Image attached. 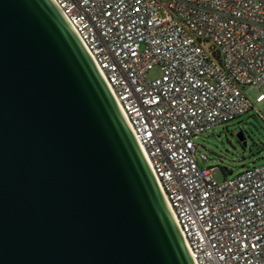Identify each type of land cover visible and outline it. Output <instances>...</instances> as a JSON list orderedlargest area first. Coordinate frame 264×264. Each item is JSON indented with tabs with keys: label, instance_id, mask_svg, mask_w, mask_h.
<instances>
[{
	"label": "water",
	"instance_id": "95a60500",
	"mask_svg": "<svg viewBox=\"0 0 264 264\" xmlns=\"http://www.w3.org/2000/svg\"><path fill=\"white\" fill-rule=\"evenodd\" d=\"M0 264H196L55 0H0Z\"/></svg>",
	"mask_w": 264,
	"mask_h": 264
},
{
	"label": "built area",
	"instance_id": "2783aa9c",
	"mask_svg": "<svg viewBox=\"0 0 264 264\" xmlns=\"http://www.w3.org/2000/svg\"><path fill=\"white\" fill-rule=\"evenodd\" d=\"M55 1L114 92L196 264H264V161L217 180L196 141L254 107L244 86H264V0Z\"/></svg>",
	"mask_w": 264,
	"mask_h": 264
},
{
	"label": "rangeland",
	"instance_id": "374dc122",
	"mask_svg": "<svg viewBox=\"0 0 264 264\" xmlns=\"http://www.w3.org/2000/svg\"><path fill=\"white\" fill-rule=\"evenodd\" d=\"M160 73V66L155 65L149 76H158ZM244 89L254 101V107L225 123L213 126L196 138L200 148L208 154L205 164L216 165L213 173L217 180L264 161V100L257 101L264 86L246 85ZM239 130H243L245 135L243 141L237 135Z\"/></svg>",
	"mask_w": 264,
	"mask_h": 264
}]
</instances>
